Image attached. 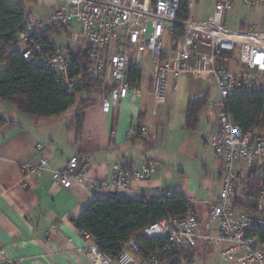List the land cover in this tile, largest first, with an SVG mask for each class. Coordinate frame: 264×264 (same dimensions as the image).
<instances>
[{
	"label": "built area",
	"instance_id": "built-area-1",
	"mask_svg": "<svg viewBox=\"0 0 264 264\" xmlns=\"http://www.w3.org/2000/svg\"><path fill=\"white\" fill-rule=\"evenodd\" d=\"M195 0H64L59 9L45 20L29 15L22 30L16 35L23 58L51 68L58 82L67 92L79 90L84 72L74 74L73 59L65 45L49 51L42 40L45 29L56 24L70 25L77 21L80 30L70 32L71 43L83 47L91 64L86 76L111 83L102 99L107 110L110 101H117L131 92H140V79L132 84L129 68L137 63L136 57L148 55L152 73V93L155 103L163 101L170 89L176 88V77L184 72L212 76L221 101L214 104L215 126L203 133V138L221 158V190L208 203L213 227L201 228L190 201L186 210L177 217L167 216L146 226L144 237H164L167 246L140 256L136 238L119 243L117 256L89 246V254L99 264H160V257L173 251L187 250L203 245H218L223 260L232 264H264V241L255 231L264 229V133L244 131L235 123L233 115L224 108V100L240 91L263 88L264 82V0H217L212 14L204 20L190 17ZM243 6L247 10L259 8L263 15V29L253 26L231 29L224 24V12ZM187 12L186 17L180 14ZM175 28L182 31L179 44L174 46ZM173 41V56L166 51L164 38ZM17 45V46H18ZM136 56V57H135ZM36 157L22 160L20 171L24 176L39 175L47 170V158L41 145L34 148ZM241 162L257 171L263 182L247 198L256 214L237 211L233 202L243 198L237 189V167ZM83 162L78 156L69 158L65 168L52 170L54 181L69 188L72 179L85 181L80 171ZM86 163L83 164L85 166ZM156 170L155 162L147 161L139 168L114 166L111 180L94 182L92 187L99 197L127 192L134 180L149 178ZM171 190L160 195L169 196ZM246 198V197H245ZM85 237L90 235L81 231ZM19 258H2L0 264H21Z\"/></svg>",
	"mask_w": 264,
	"mask_h": 264
},
{
	"label": "crops",
	"instance_id": "crops-1",
	"mask_svg": "<svg viewBox=\"0 0 264 264\" xmlns=\"http://www.w3.org/2000/svg\"><path fill=\"white\" fill-rule=\"evenodd\" d=\"M34 1L37 5V0ZM212 1L215 5L217 0ZM23 2L26 10L38 20H45L61 5L58 0H42V6L48 11L36 15L29 1ZM243 9L241 5L229 9L235 12L236 18L233 20L234 26L228 28L253 26L257 30L263 29V22L259 27L249 22L248 17L241 13ZM255 10L261 12L259 8ZM209 16L190 13L195 20H204ZM73 22L78 28L73 30L79 31L77 21H72L71 28L75 27ZM226 23L227 19L224 18L227 27ZM49 34L53 32L48 31L45 37L57 45L53 38L48 37ZM172 45L173 41L165 44L169 56H173ZM17 48L22 50L23 46L18 45ZM136 60L141 71L139 94L135 96L129 92L124 98L110 101L107 110L102 106V99L108 92L78 95L74 106L51 117L28 115L12 103L0 99V116L5 119L0 126V259L19 258L21 264H99L88 251L89 246L95 244L94 240L90 236L85 237L74 225L73 219L92 201L104 198L96 195L92 184L111 180L115 165L133 169L147 161H153L156 165L155 172L149 178L132 181L127 192L122 191L118 195L149 198L163 190H178L193 203L201 228L215 225L209 218L208 203L220 193L222 161L204 140L203 133L215 126L214 104L218 102L204 104L197 114L196 126L186 128L187 101L193 97L187 96L183 98V105L177 104L176 85L174 90L168 91L163 101L155 103L152 93L153 67L149 57L144 54L137 56ZM4 67L5 64L0 62V69ZM149 72L151 75H148ZM198 91L200 95L206 92L200 86ZM87 96L95 99L77 121L78 101ZM138 123L140 129L136 132ZM175 131L177 133L173 135ZM159 133L165 143L174 139L176 151L183 155L182 163L165 165L147 151L156 146L154 139ZM178 133L182 136L176 142ZM36 145H41V151L47 158V170L39 175L24 176L19 163L36 157ZM74 155L83 164L86 163L79 169L87 179L80 182L73 178L71 186L64 188L54 181L52 170L65 168L69 158ZM236 167L237 182L240 183L237 189L241 192V182L245 180H241L242 173L248 168L247 177L251 168L241 162H237ZM245 197L239 199L245 201ZM235 208L245 211L238 206ZM137 235L144 237L141 231ZM215 248L220 253L218 245L199 244L193 249V262L189 264H194L196 254H210Z\"/></svg>",
	"mask_w": 264,
	"mask_h": 264
},
{
	"label": "trees",
	"instance_id": "trees-1",
	"mask_svg": "<svg viewBox=\"0 0 264 264\" xmlns=\"http://www.w3.org/2000/svg\"><path fill=\"white\" fill-rule=\"evenodd\" d=\"M31 15L25 8L23 0H0V62L5 67L0 69V99L12 103L18 110L31 116H57L74 106L77 96L89 93L108 92L111 83L102 79H91L86 76V70L91 59L83 47L72 43L65 45L73 59L74 74L82 69V78L79 90L70 93L59 84L57 74L48 67L41 66L23 58L17 48L16 35L22 30L24 19ZM183 11L180 16L186 17ZM71 25L56 24L45 29L42 40L49 51L56 46L45 35L48 31L59 33L63 30L68 33ZM182 31L175 28L172 35L174 46L179 44ZM130 81L135 84L141 77V71L134 63L129 68ZM94 97H81L78 101L76 120H80L81 113L90 106ZM221 101V100H220ZM207 102V92L188 99L185 126L193 129L196 126L197 114ZM224 108L228 110L244 131L264 133V88L240 91L228 96L224 100ZM141 122V114H140ZM5 119L0 116V126ZM140 129V124L136 132ZM263 182V177L257 171L251 170L242 181L241 192L249 198L254 190ZM240 184V183H239ZM237 182V185H239ZM190 200L181 191L173 190L169 196L153 195L149 198H134L118 194L97 198L82 209L74 225L80 231H86L94 240L98 248L117 256L119 243L129 238H136L140 246V256L147 257L154 250H161L168 242L164 237H141L137 234L149 224L167 216H180L189 206ZM233 206L241 207L248 213L256 214L254 205L248 201L236 199ZM255 234L264 241V229L255 231ZM194 248L173 251L160 257V264H189L193 262Z\"/></svg>",
	"mask_w": 264,
	"mask_h": 264
},
{
	"label": "rangeland",
	"instance_id": "rangeland-1",
	"mask_svg": "<svg viewBox=\"0 0 264 264\" xmlns=\"http://www.w3.org/2000/svg\"><path fill=\"white\" fill-rule=\"evenodd\" d=\"M29 1L28 4L32 8H34L33 13L36 15H43L45 14L48 9L46 7L42 6V0H37V5L34 0H26ZM44 1H55V0H44ZM59 4H62L64 0H58ZM213 1L212 0H198L197 2L194 3L191 13L192 14H198V15H211L212 10H213ZM243 12V13H242ZM242 15L247 16L248 21L254 23L258 27L262 25L263 22V15L259 13L258 10H251L250 12L248 10L243 9L241 11ZM235 12L233 10L225 11L224 12V17L227 19V27H233L234 26V17ZM191 19L195 20V17ZM203 19H206L203 18ZM74 26H72L71 29L68 30V33L60 30L59 33H53L49 34L48 37H51L54 39V41L57 44H69L71 43L70 39V32H75V28H77V24L73 22ZM74 29V30H73ZM77 31V30H76ZM171 40L169 37L164 38V43L165 44H171ZM148 75H151L150 72ZM149 79V78H148ZM177 83V89H176V97H177V104L183 105V98L185 99L187 96L188 97H195L200 95L199 91L197 92L198 87L200 86L203 91L207 92V105L211 104L212 101H217L220 102L221 96L219 94V90L217 85L215 84L214 80L210 75H205V74H200V73H190V72H184L180 74L178 77L175 79ZM263 88H264V82L262 83ZM202 91V92H203ZM205 103V104H206ZM163 134H165V131H162ZM177 131L174 132L173 135H175ZM180 136H182L181 133H178V138L176 139V142L179 140ZM160 133L154 141H157L156 146L154 145L151 149L147 150L149 153L152 154V157L157 160L160 163H164L165 165H170L174 163H182V154L178 151H176V146L175 142L173 139V142L170 143H165L160 139ZM144 145V144H143ZM148 149V148H147ZM162 158V159H161ZM164 158V159H163ZM168 159V161H166ZM248 172V168L244 170L242 173V178L241 180L245 179V175ZM244 193V192H243ZM249 201V199H247ZM194 264H232L231 261H225L221 257L219 250L216 248L210 253L206 255H200L196 254Z\"/></svg>",
	"mask_w": 264,
	"mask_h": 264
}]
</instances>
